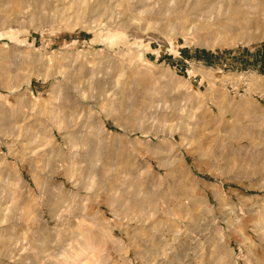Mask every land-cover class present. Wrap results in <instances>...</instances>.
Here are the masks:
<instances>
[{"label": "rangeland", "instance_id": "obj_1", "mask_svg": "<svg viewBox=\"0 0 264 264\" xmlns=\"http://www.w3.org/2000/svg\"><path fill=\"white\" fill-rule=\"evenodd\" d=\"M0 264H264V0H0Z\"/></svg>", "mask_w": 264, "mask_h": 264}, {"label": "bare ground", "instance_id": "obj_2", "mask_svg": "<svg viewBox=\"0 0 264 264\" xmlns=\"http://www.w3.org/2000/svg\"><path fill=\"white\" fill-rule=\"evenodd\" d=\"M109 103H111V102H109Z\"/></svg>", "mask_w": 264, "mask_h": 264}]
</instances>
